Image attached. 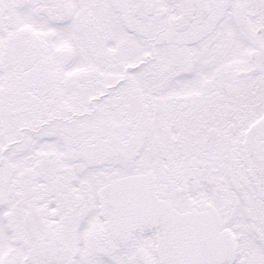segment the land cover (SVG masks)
<instances>
[{"label":"snow or ice","instance_id":"snow-or-ice-1","mask_svg":"<svg viewBox=\"0 0 264 264\" xmlns=\"http://www.w3.org/2000/svg\"><path fill=\"white\" fill-rule=\"evenodd\" d=\"M0 264H264V0H0Z\"/></svg>","mask_w":264,"mask_h":264}]
</instances>
